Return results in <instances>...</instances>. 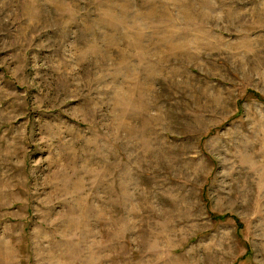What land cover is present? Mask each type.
<instances>
[{"label":"rangeland","instance_id":"rangeland-1","mask_svg":"<svg viewBox=\"0 0 264 264\" xmlns=\"http://www.w3.org/2000/svg\"><path fill=\"white\" fill-rule=\"evenodd\" d=\"M0 264H264V0H0Z\"/></svg>","mask_w":264,"mask_h":264}]
</instances>
